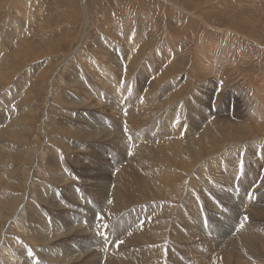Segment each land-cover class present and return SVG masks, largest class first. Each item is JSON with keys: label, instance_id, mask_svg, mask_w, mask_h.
Listing matches in <instances>:
<instances>
[{"label": "rangeland", "instance_id": "rangeland-1", "mask_svg": "<svg viewBox=\"0 0 264 264\" xmlns=\"http://www.w3.org/2000/svg\"><path fill=\"white\" fill-rule=\"evenodd\" d=\"M20 2L23 5L17 4L16 11L14 9L13 12L14 0H0V13L8 17L4 20L1 31L4 34L10 31L8 35H12L11 31L15 25L10 24V19L15 20V18L19 19L20 17V23H23L22 28L20 25H17L20 29L14 28V34L16 35L13 34L11 39L4 38L3 49L7 52L8 46H14L16 50L21 47L18 52L19 56L16 57V61L13 63L18 66H30V63L35 64L45 59V57H48L47 61L50 62L44 67L40 76L35 77L34 85L28 88L31 91L30 99H26L25 104L33 107L34 110V118L30 119L31 113L28 116L29 120H27L29 122L26 121L32 130L25 134L29 145L37 143L38 146L44 148L45 154H47L52 147L62 146L59 138L70 139L71 141L68 142L73 148L70 150L71 153L65 147L63 150L65 157L69 155L72 157V153H77L75 145L78 138L77 133L74 131L62 133L58 131L56 125L60 121L63 126L72 127L68 121L72 117L75 118L74 115L79 114L81 111L87 113V115L88 112L93 113V116L103 115L107 118V121L116 120L118 125L124 126V120L120 119L118 112V105L121 102L119 87L136 95V102L132 109L141 103L152 105L156 92L167 96V90L176 89L180 84L181 91L177 93V99L170 103L173 108L174 105L180 104L186 110L185 112L191 111L188 101L190 97H193L205 110V113L223 118L230 116V114L232 116L235 108L233 106H237L236 110L238 109L240 114H245V118H241L245 121L234 123L241 126L244 123L249 130L244 133L236 132V129L231 125L221 129L220 122L223 121L220 118L216 119L215 125L219 124L218 128L222 131L220 132L221 135L226 141L230 140V142H226L223 146L219 145V140L221 142L225 140L220 139V137L213 138L208 142V146L215 148V156L204 155L201 157L200 164L194 167L195 178L197 177L198 180L196 184H188L186 187L196 195L204 192L205 194L210 193L212 197L192 201L194 205H202V207L204 205L203 220L200 217L201 212L197 214L193 212L192 208L187 207L189 212H186L185 216L194 217L198 221L196 222L197 226L189 225L185 229L193 235V238L182 237L180 240L177 236L176 238L179 240V255L186 254V257L191 260L187 261L188 263L208 264L216 259L214 264H262L264 262V212L262 213L260 210L264 208V87H262L264 86V0H27L26 2L30 3L28 6H25L22 0ZM36 4L41 5L40 10L33 8ZM18 7L21 15L17 12ZM35 7L38 8L39 6L36 5ZM40 25L44 28L40 29ZM26 37L29 38L27 43L18 40V38L24 39ZM42 38H44V41ZM46 38H49V40H46ZM16 40L18 41L15 42ZM50 44L51 47L48 49L46 46ZM80 46L83 47V50H81L83 56L79 53ZM75 49L78 57L76 58L75 55V59L69 61L70 54ZM48 51L49 54L47 55ZM108 51L112 54H119L126 58L125 60L128 59L122 63L120 61V64H118L121 73H119L118 67L117 72L113 67L114 60L103 56L107 55L106 52L108 53ZM88 53L95 55L100 61L98 59L94 62L88 59L86 57ZM3 62L4 58L0 60V66H4ZM97 62H103V67L111 66L109 68H112L113 73L110 72L120 77L119 79L114 77L113 80L108 75L113 88L107 91L105 89L107 87L101 85L106 80L107 75H104L106 72L103 71L102 73V70L92 69ZM88 69H91L94 73L92 74L91 70ZM23 70L24 68L19 69L17 73H21ZM77 72L85 74L84 78L91 86L100 87L104 93H108L102 96L103 99L100 100V103L94 99L93 95L91 96L87 90V85L74 84V76ZM96 74L99 75L96 76ZM15 78L16 76L13 80L10 79V82L5 80L6 87L4 88L12 85ZM122 78L123 80H121ZM92 79L93 81H91ZM101 80L102 82H100ZM1 82L0 98L3 96ZM54 82L56 90L53 92L51 100L55 104H50L48 100L51 94L50 85ZM69 82L71 83L69 84ZM134 86L141 87V89L129 88ZM113 89L117 91L120 97L119 101H116L117 94ZM66 93L74 95L76 100L81 99L82 102L80 100V104H72L71 101H69L70 103L68 101L64 102L62 98ZM107 97L110 100L105 101ZM159 98H162V96L160 95ZM67 104L69 105L67 106ZM120 105L123 106V104ZM157 108L160 109L155 111L156 113L153 112L154 114L150 118L147 117L144 120L142 117L143 122L139 126L135 125V128H146L154 119L155 121L157 119L161 121L156 123L155 127L163 123L167 126L174 123L171 117L167 115L170 110L167 109L166 105H157ZM46 112L50 114V117L45 118ZM237 115H233L232 118L238 119V117H234ZM45 119H47L45 123H49L46 127L48 133L44 132L43 134L37 129ZM209 119L215 118L212 116L207 118V120ZM0 120H2V117H0ZM130 123L131 125L134 124L133 121H130ZM234 123L231 124L234 125ZM183 124L184 121L179 119V125ZM190 126L192 127V125H189L188 128ZM190 131L191 128L188 129L189 134H191ZM130 132L134 133V131H129L126 133V138L128 136L131 141L141 139V143L152 141L156 149L168 147L176 149L178 152L179 150L195 149L192 141L187 140V137L171 138L166 131L163 133V137L156 140L147 139L144 129H142L141 136L138 139L135 138L134 134L129 136ZM227 132L230 134H227ZM38 133L41 134L38 135ZM236 135H238V138L234 140L233 138ZM103 139H100L102 142L98 145L92 144L93 142L87 143V148L83 149L84 151L82 150L83 154L79 159L66 161L72 177L79 179V175L76 176L77 172L75 170L82 168L79 166V168L76 166L71 167L76 159L77 162L86 161L89 165L88 169L93 170L95 169L93 163H100L102 159L106 158L102 154L110 147V144L108 141L104 140V142ZM123 142L122 146L126 148L127 146ZM146 146L149 148L154 147L153 145ZM85 150L88 153L85 154ZM95 153L98 155L97 158H95ZM128 156L130 157L131 153L120 151L119 156L108 155L107 157L109 160H113L114 165L119 167L118 164L121 161L125 162L124 157ZM23 158L24 155L21 156V161ZM239 163H242L245 168L244 175L237 172L240 167ZM87 164H84L85 170ZM35 165H37V161ZM35 165L28 166L32 168ZM114 165H112V168ZM26 167V165L21 166L19 170ZM202 170H205L204 173ZM36 171L35 179L41 181L39 183L36 181V184H34V180L33 190L37 184L41 183H45L47 187L53 186V183L51 185L48 181H42L44 177L43 168ZM107 173L106 170L105 174ZM206 173L211 178L207 177ZM235 176H237V180H233ZM83 178L86 179L84 180L86 183L89 182V177ZM205 178L212 179V181L205 184ZM76 179V182L72 183L73 185H79L82 181ZM187 179L186 176L185 183ZM250 184L253 187H249ZM77 187V190L81 189L82 197H89L83 198L85 202L93 206L95 199L92 198L88 189H84L82 186ZM229 191L233 196L235 193L238 195L239 192L243 191L246 203L243 205L242 201L227 195L226 198L222 197L224 192ZM186 196L190 201L189 194ZM187 198L181 196L179 204L188 203ZM216 200L219 205H222L220 200H226L230 205L227 208L221 206L219 209V206H212ZM70 207L75 211L73 216L75 222L66 219L70 226L85 220V213L82 212V208L87 207L85 204ZM136 210L138 211L136 213L137 217L142 220V223L138 221L136 223L144 226L149 215L145 213L141 205H137ZM221 211L225 212L221 216L228 220V236H210L213 217ZM96 212H100L104 217L105 208L100 207ZM248 213L249 215L252 214L250 216L251 220L249 217L244 223V227L240 228L241 221L245 216L248 217ZM123 220H125L124 223ZM175 222L178 226H184L179 224V215H177ZM104 225H107V227H103L101 233L99 232L101 235H116L121 238L123 234L132 233L130 222L127 219H106ZM207 225H209V228L205 229ZM20 226L21 222H18L13 228L15 233L12 231V234L19 235ZM169 230L171 236L179 234V230L173 231L172 228ZM217 230L218 227L212 232H217ZM243 233L255 236L259 240L261 248L257 251L260 255L258 258L249 257V254L245 252L246 248L249 249V253L253 252V249L244 240ZM96 240L97 238L93 237L92 241ZM93 242L90 244L97 246ZM150 246L153 245L150 244ZM98 248L101 247L98 246ZM5 251L9 254L13 253L9 249ZM100 251H102V248ZM13 260L16 259L10 255V261H3L11 264ZM17 264H19L18 260Z\"/></svg>", "mask_w": 264, "mask_h": 264}, {"label": "bare ground", "instance_id": "bare-ground-1", "mask_svg": "<svg viewBox=\"0 0 264 264\" xmlns=\"http://www.w3.org/2000/svg\"><path fill=\"white\" fill-rule=\"evenodd\" d=\"M22 1L25 3V6L30 5V3L26 2L27 0ZM17 4L21 5L22 3L20 0H14V4L12 5L13 8L11 7L13 12L14 9L16 11ZM36 5L39 7H35ZM36 5H34L33 8L40 10L41 5ZM17 12L19 13V7ZM5 19H8V17L0 13V60L4 58V66H0V82L2 81L1 93H3L2 98H0V117H2V120H0V264H10V262L3 261H10V255L16 259L13 260L11 264H17V260L19 264H35V261H39V264H195L194 262H187L191 260L186 257V254L179 255V240L182 237L193 238V235L185 230L187 228L186 226H197L196 222H198L194 217L189 218L185 216V213L189 212L187 211V207L192 208L193 212L197 214L201 212L200 217L203 220L205 212L203 209L204 205L203 207L202 205H194L192 201L204 197L211 198L212 196L210 193L205 194L204 192H200L196 195L192 190L186 187L188 184H196L198 179L197 177L195 178L194 167L200 164L201 157L204 155L211 156L215 153V148H213V146H208V142L213 140V138L220 137V139H225L220 133L222 131L218 128L219 124L215 125L216 119H219L220 117L205 113V110L194 100L193 97H190V100L188 101L191 111L185 112L186 110H184L180 104L174 105L173 108V105L170 103L177 99L176 95L181 91V84L176 89L171 88L167 90V96H163L156 92L154 96L155 100L152 105L141 103L140 105H136L134 109L132 108L136 102V95L119 87L121 102L118 105V112L121 117L120 119L124 120V126L118 125L116 120L107 121V118L103 115L93 116V113L90 112H88L87 115V113L81 111L79 114L74 115L75 118L72 117V119L68 121L72 127H65L60 121L58 123L56 122V128L58 131H61L62 133L66 131H74L78 135V138L76 139L77 142L75 143L77 153H72L73 158L70 155L67 157L64 156V147L69 153H71L70 150L73 149L68 142L71 140H67L66 138H59V142L62 146L58 145V147H52L49 151L47 150L48 152L45 154L44 148L38 146L37 143L34 145L31 144V147L27 141L28 138L25 134L32 131L27 124L29 122L27 120H29L28 116L31 113L32 115L30 119L34 118V110L33 107L26 106L25 101L26 99H30L29 95L31 91H29L28 88L34 85L35 77H39L43 72L44 67L50 62L47 61L48 57H45V59L35 64H33V62L30 63V66H18L13 64L16 61V57L19 56L18 52L21 50V47L16 50L14 49V46H8L6 49L7 52H5L3 49L5 42L4 38L6 39V37H8L11 39L15 31L14 28L20 29L17 25H20L22 28L23 23H20V17L19 19L15 18V20L10 19V24L15 26L11 31L12 35H8V32L10 31H7L5 34L1 31ZM39 28L43 29L44 26L40 25ZM83 34L85 35V33ZM28 37L24 39L18 38V40H23L27 43V39H29ZM42 40L44 41V38H42ZM46 40H49V38H46ZM46 47L49 49L51 44ZM79 48V53L83 56L84 54L81 51L83 50V47L80 46ZM46 54L48 55L49 51ZM106 54L107 55L103 56L108 57L110 60H114L115 63L114 61L112 63L114 64L113 67H115L116 72L118 67L119 73H121L118 64H120V61L122 63L128 59L125 60L126 58H123L119 54H112L109 51L108 53L106 52ZM75 55L77 58L76 49L70 54L68 60L72 61L75 59ZM2 56L4 57L2 58ZM86 57L94 62L99 59L95 55L93 56L89 53ZM98 62L92 69H97V71L102 70V73L103 71L106 72L104 73V75H107L106 80H104V82L101 80L100 82H102L101 85L103 87L108 88H105L107 91L113 88L112 83L108 79V75H110L113 80L114 77L117 79L120 77L112 74L113 70L112 68H109L111 66L103 67V62ZM192 63L194 64V62ZM22 68H24V70L21 73H17V71ZM91 73L93 74L94 72L91 70ZM79 74L80 72H77L76 76H74V84L87 85V90L91 96L93 95L94 99L100 103V100L103 99L102 96L108 93H104L100 87L91 86V84H89L84 78L85 74ZM98 75L99 74H96V76ZM15 76L16 78L12 81V85L8 88H4L6 87L5 80L6 82H10V79L13 80ZM121 80H123V78ZM91 81H93V79ZM70 83L71 82H69V84ZM137 87L138 86L129 88L136 90L141 89V87ZM55 90L54 82V84L52 83L50 85L51 94L48 97L50 104L53 103L51 99ZM115 93L117 94L116 101H119L120 97L116 90ZM160 95L162 98H159ZM75 98L74 95L66 93L62 99L64 102L71 101L72 104H80L79 100L81 101V99L76 100ZM108 99L109 97H107L105 101ZM111 101L115 102L114 100ZM120 104H123V106ZM2 105L4 106L2 107ZM68 105L69 104H67V106ZM157 105H166L168 107L167 109L170 110V112L167 115L171 117L174 123L168 126L163 123L162 125L160 124L155 127V124L160 120L157 119L155 121L154 119V121L146 128H135V125L139 126V124L143 122L142 117L144 120L147 117L150 118L151 115L154 114L153 112L160 109L157 108ZM233 107L235 108L232 116L231 114L230 116L227 114L229 117L226 116L220 118V120L223 121L220 122L221 129H224L227 125H231L236 129V132H248L249 128L246 124L242 123L243 126H241L234 123L237 121H239V123L244 122L245 119L243 120L241 118H245V114H240V111H238V109L236 110V108H238L237 106ZM45 114V118L50 117L48 112ZM233 115H237L234 117H238V119H233ZM212 116H214L215 119L207 120V118ZM179 119L184 121L183 125H179ZM45 121H47V119H45L37 129L43 134L44 132L48 133L46 127L49 123L47 124ZM130 121H133L134 124L131 125ZM232 122L234 125L231 124ZM189 125H192V127L190 126L191 134L188 133V129H190L188 128ZM142 129L145 130V134H147L146 138L149 140L160 139L163 137L165 131L169 133V137L171 138H179V136L187 137V140L192 141L195 149L187 151L179 150V152L176 149H170L168 147L156 149L152 141L141 143V139L131 141L128 136L126 138V133L129 131H134V133L130 132L129 136H133L134 134L135 138H140ZM41 133H38V135ZM227 134L230 133L227 132ZM237 136L238 135L233 139L236 140L238 138ZM100 139L108 141L110 144V147L102 154V156L106 158L102 159L100 163H93L95 165V169L93 170L88 169L89 165L86 161L77 162V159L74 162L72 161V168L75 166L84 168L83 170L82 168H75V171L77 172L76 176L78 177L79 175L78 178L80 180L84 181L86 179L83 177H89L88 183H86V181H81L82 183L80 182L79 185H73L72 183L76 182V178L71 176L72 174L66 165V161H71V159L73 160L75 158L79 159L81 154H83L82 150L87 148V143L93 142L92 144L98 145L102 142ZM123 140L125 141L123 142ZM122 142L124 145L126 144V148H124L125 146H122ZM226 142H230V140L226 141L225 139L223 142L219 140L218 144L223 146ZM146 145H153L154 147L149 148ZM120 151L123 153L129 152L131 153V156L124 157L125 162L121 161L118 164L119 167H117L113 164V160H109L107 156H119ZM86 152L87 151L85 150V154ZM22 155H24V158L21 161L20 158ZM92 155L94 156L93 153ZM97 157L98 155L95 153V158ZM36 161L37 165H35ZM84 164H87V171L85 170ZM239 164L240 167L237 172L241 174L242 163ZM25 165L27 166L26 168L19 170L21 166ZM28 165H35V167L32 166L31 168V166ZM112 165H114L113 168ZM41 168H43L44 172L42 181H48L49 184L53 183V186L47 187L45 183H41L37 184L33 190L36 181L38 183L41 181L35 179L36 170H40ZM106 170L108 172L107 174L110 176L105 174ZM84 171H86V173H84ZM244 173L245 168L243 166V175ZM205 175L207 176V173ZM186 176L188 179L185 183ZM236 177L237 176L233 177V180H235ZM205 179V184H209L212 181V179ZM34 180L35 183L33 184ZM77 186H82L84 189H88L92 198L95 199L93 206H90L85 202L83 198H87L88 196L82 197L83 194L80 193L81 189L77 190ZM251 186L253 187L252 184L249 185V187ZM171 194H173V196H171ZM188 194L190 196V201L187 198L188 196H186ZM223 194L222 197L224 198H226L225 196L227 195L228 197H233L242 201L241 203L243 205L246 203L243 191L239 192L238 195L235 193L237 197L235 195L233 196L230 191L224 192ZM181 196H185L188 203L179 204V198ZM220 201H222V205H219L216 200L212 206H219L220 209L221 206L227 208L230 205L226 200ZM77 204H85L87 206L82 208V212L85 213V220H81L78 224L70 226L66 219L75 222L73 220L75 211H73V208L70 206L76 207ZM137 205H141L145 213L149 215L144 226L140 224L142 223L141 218H138L136 215L138 212L136 210ZM100 207L105 208L104 217L100 212H96ZM260 211L263 213L264 208ZM223 213L225 212L221 211L213 217L210 236H228V220H225V218L221 216ZM177 215H179V224L184 226L176 225L175 221ZM247 215L249 218L252 214L249 215L248 213ZM101 217L103 219H101ZM106 219L129 220L132 233L128 235L123 234L121 238H118L116 235L109 236L99 234V232L101 233L103 230L104 221ZM218 220H221L222 222H219ZM136 221L140 223H136ZM18 222H21L19 235L12 234L13 228ZM124 222L125 220H123V223ZM98 225L100 227H98ZM216 227H218L217 232H212ZM170 228H172L173 231L179 230V234L171 236ZM208 228L209 225L205 227V229ZM207 235L209 234L207 233ZM93 237L97 238L94 242L92 241ZM243 238L253 249V252L249 253V249L246 248L245 252L249 254V257L258 258L260 255L257 251L261 248L259 240L255 236L247 233H243ZM91 242L95 243L97 246L90 244ZM150 244L153 246L151 247ZM98 246L102 248V251H100L101 248H98ZM135 246L138 247L136 248ZM6 249H9L14 254L7 253V251H5ZM29 249L34 253V257L28 256L27 253ZM194 259L195 258L193 257V260ZM214 262H216V259H213V261L208 264H214ZM262 264H264V262H262Z\"/></svg>", "mask_w": 264, "mask_h": 264}, {"label": "snow or ice", "instance_id": "snow-or-ice-1", "mask_svg": "<svg viewBox=\"0 0 264 264\" xmlns=\"http://www.w3.org/2000/svg\"><path fill=\"white\" fill-rule=\"evenodd\" d=\"M125 130H127V129H125ZM241 174H243V165L241 164ZM109 202H111V201H109ZM101 219H103L102 217H101ZM248 220V217L247 216H245L244 218H243V220L241 221V223H240V228H243L244 227V223L246 222ZM98 227H100L99 225H98ZM103 227H107V225H103ZM122 243V242H121ZM28 256L29 257H34V253L32 252V250L31 249H29L28 250ZM35 264H39V261H35Z\"/></svg>", "mask_w": 264, "mask_h": 264}]
</instances>
